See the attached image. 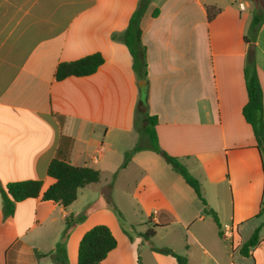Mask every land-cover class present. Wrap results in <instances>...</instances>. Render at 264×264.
Masks as SVG:
<instances>
[{
  "label": "crops",
  "instance_id": "obj_1",
  "mask_svg": "<svg viewBox=\"0 0 264 264\" xmlns=\"http://www.w3.org/2000/svg\"><path fill=\"white\" fill-rule=\"evenodd\" d=\"M138 2L0 0V186L40 180L46 189L54 159L100 174L66 208L37 198L16 203L3 217L0 197V264L53 262L48 254L69 217L79 220L63 239L66 261L85 232L105 225L116 247L100 264H136L137 225L136 233L153 229L152 238L170 231L175 246L158 248L187 264H264L263 229L249 255L240 254L264 222L257 216L264 201L262 161L242 116L251 48L264 107V23L253 43L243 39L252 15L264 18V0H151L139 23L158 145L198 181L219 228L160 154L145 146L122 167L138 142V89L128 49L112 35L126 30ZM208 7L220 11L209 22ZM94 53L103 58L95 73L55 80L58 64ZM107 189L122 221L108 206ZM146 256L147 264H177L171 255Z\"/></svg>",
  "mask_w": 264,
  "mask_h": 264
},
{
  "label": "trees",
  "instance_id": "obj_2",
  "mask_svg": "<svg viewBox=\"0 0 264 264\" xmlns=\"http://www.w3.org/2000/svg\"><path fill=\"white\" fill-rule=\"evenodd\" d=\"M151 0H139L135 11L132 13L126 30L120 35H112L113 40H120L128 49L132 58V70L134 72L136 82H145L144 85H137L138 101L134 110V128L138 133V142L128 152L125 153L122 167L125 166L130 156L144 148L145 146L150 150L160 154L164 160L172 167L174 171L179 173L185 183L190 186L198 199L204 205L203 212L210 216L219 228V222L216 214L208 208L200 191L198 181L187 171V169L177 160L163 152L157 141L155 126L157 118L148 114L147 96H148V79H147V62L146 51L142 45L140 36L141 30L139 23L146 12ZM219 10L214 7L206 9L208 22L213 20ZM158 10H154L152 16L155 17ZM264 23V18L257 14L252 15L244 41L246 43H253L260 26ZM250 49L246 56V61L243 69V78L247 101L242 107V116L246 123L252 129L253 136L256 142V149L258 150L262 168L264 171V107L263 97L260 82L258 79L256 63L254 54ZM103 63V58L99 53L87 55L80 59L63 62L57 65L54 73L56 81L64 80L67 77H84L92 75L96 72L98 67ZM47 176L53 180L46 189L43 190V183L40 180H23L9 182L5 186H0L1 197V212L3 217H9L13 214L15 204L25 200H32L40 198L42 201L59 204L66 208L72 204L77 197V192L80 188L89 184L99 182L100 174L98 170L89 167H75L63 160L54 159L47 167ZM109 188V186H108ZM108 189L103 192L107 196L108 206L114 211L118 221H122L121 214L116 207L109 200ZM258 217H264V201L261 203ZM82 218V217H80ZM79 218L66 219L65 228L62 232V240H60L54 251L48 254L49 258L55 264H65V249L63 239L67 236L72 224ZM264 230V222L259 228H256L251 234L250 238L243 243L240 248V254L244 257L249 255V250L254 248L259 243V231ZM144 243L151 251L171 255L175 258L177 264H187L185 257L176 254L171 249L156 247L151 239L154 236V230L149 229L141 234ZM116 247V240L109 228L105 225H96L84 233L78 244L77 262L76 264H100L114 248ZM45 256V255H40ZM137 264H141L137 258Z\"/></svg>",
  "mask_w": 264,
  "mask_h": 264
},
{
  "label": "rangeland",
  "instance_id": "obj_3",
  "mask_svg": "<svg viewBox=\"0 0 264 264\" xmlns=\"http://www.w3.org/2000/svg\"><path fill=\"white\" fill-rule=\"evenodd\" d=\"M259 10L261 11L262 8L261 9L259 8ZM250 47H251V45H250ZM114 195H115V193H114ZM114 199L117 200V196L116 195L114 196ZM113 213H114V211H113ZM137 230H139L138 229V226L137 225H133V228H132V236H133V240H134L133 243L135 244V249H136V252H135V262L137 264V258H139V261H140L141 264H147L148 257L146 256V253L151 254V250L144 243V240H143V238L141 236V234H143L145 232L144 231H141L143 233H136ZM262 233H263L262 234V237H264V232H262ZM136 238L139 241L138 243H136V241H135ZM23 241H25V240H23ZM152 242L157 247L162 246V244H170V245L175 246V244H174L175 242L172 239V236L170 234V231H168V232H165V231L159 232L156 237L152 238ZM76 262H77V252L75 253L74 258L72 260H70V261L67 260L65 264H76ZM46 264H55V263L48 261V262H46Z\"/></svg>",
  "mask_w": 264,
  "mask_h": 264
},
{
  "label": "water",
  "instance_id": "obj_4",
  "mask_svg": "<svg viewBox=\"0 0 264 264\" xmlns=\"http://www.w3.org/2000/svg\"><path fill=\"white\" fill-rule=\"evenodd\" d=\"M145 82L141 81V82H138L137 85H144Z\"/></svg>",
  "mask_w": 264,
  "mask_h": 264
},
{
  "label": "built area",
  "instance_id": "obj_5",
  "mask_svg": "<svg viewBox=\"0 0 264 264\" xmlns=\"http://www.w3.org/2000/svg\"><path fill=\"white\" fill-rule=\"evenodd\" d=\"M240 8H241V10H243V6H242V4H240Z\"/></svg>",
  "mask_w": 264,
  "mask_h": 264
}]
</instances>
